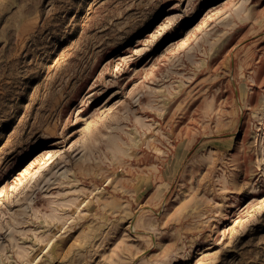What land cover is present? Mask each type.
Masks as SVG:
<instances>
[{
  "label": "rangeland",
  "instance_id": "374dc122",
  "mask_svg": "<svg viewBox=\"0 0 264 264\" xmlns=\"http://www.w3.org/2000/svg\"><path fill=\"white\" fill-rule=\"evenodd\" d=\"M0 264H264V0H0Z\"/></svg>",
  "mask_w": 264,
  "mask_h": 264
}]
</instances>
